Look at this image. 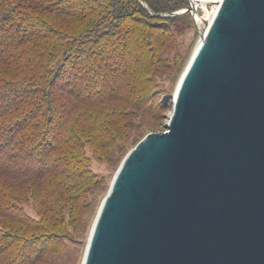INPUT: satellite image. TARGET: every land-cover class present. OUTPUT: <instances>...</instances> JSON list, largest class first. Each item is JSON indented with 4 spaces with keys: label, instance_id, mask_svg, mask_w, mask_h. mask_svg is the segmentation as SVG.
I'll list each match as a JSON object with an SVG mask.
<instances>
[{
    "label": "water",
    "instance_id": "water-1",
    "mask_svg": "<svg viewBox=\"0 0 264 264\" xmlns=\"http://www.w3.org/2000/svg\"><path fill=\"white\" fill-rule=\"evenodd\" d=\"M206 4L178 11L199 39L166 129L123 157L81 264H264V0Z\"/></svg>",
    "mask_w": 264,
    "mask_h": 264
},
{
    "label": "trees",
    "instance_id": "trees-1",
    "mask_svg": "<svg viewBox=\"0 0 264 264\" xmlns=\"http://www.w3.org/2000/svg\"><path fill=\"white\" fill-rule=\"evenodd\" d=\"M188 1L0 0V140L8 137V141H0V155L5 159L0 163V173L29 187L36 178L50 174L48 193L59 191L71 197L54 202L46 196L47 208L53 215L61 202L75 203L85 196L97 180L88 166L83 144L92 136L100 145L108 144L112 137L116 139L115 125L123 128L120 123L128 110L158 116L166 98L152 102L156 92L150 87L155 73L148 66L160 45L158 38L162 35L164 40L180 17L159 15L185 8ZM129 41L135 48L139 45L145 49L142 59L129 61L119 55L125 52L124 42L130 46ZM102 47L112 48L114 58L122 65L121 71L114 66L111 69L114 77L124 78L115 88L123 91L120 96L125 104L69 117L66 113L74 107L60 100L57 92L61 84L55 82L72 70L77 77L64 79L62 88L76 98L75 104H103L114 95L111 74H92L95 68L101 71ZM104 79L107 83L102 82ZM75 87L81 92H75ZM53 115L57 119L51 123ZM36 162L40 164L36 166ZM54 173L60 176L52 177ZM9 189H13L11 184ZM36 191L34 183L37 198ZM26 199L0 184V215L25 226V231H19L0 223V264H40V260L62 248L58 247L65 236L63 231L37 227L36 220L21 210Z\"/></svg>",
    "mask_w": 264,
    "mask_h": 264
},
{
    "label": "rangeland",
    "instance_id": "rangeland-1",
    "mask_svg": "<svg viewBox=\"0 0 264 264\" xmlns=\"http://www.w3.org/2000/svg\"><path fill=\"white\" fill-rule=\"evenodd\" d=\"M203 1L205 0H201L202 8L197 9V13L199 15L206 14L212 9L211 4H205L204 6ZM141 4L145 8H148L144 2ZM181 9H177L172 13H160L159 16L179 14L180 17L174 21L175 26L172 28V32H169V35L167 32V37H165L164 40L163 37H161L162 35L158 38L160 45L157 46L155 59L148 66V69H151V71H153L152 74L155 73V77L152 76L153 85L150 87L152 91L156 92L151 96L152 102L157 103L161 98H166V100L162 102V108L159 111L158 116H151L148 113L142 111H139V113H135V111L128 110L129 113L120 123V125H123V128L117 129L115 125L116 139H113L112 137L111 141L108 144L100 145L93 141V136L91 137V135L86 133V131L82 132L83 134L90 136L92 139L91 141H87V143L83 144V151L86 152V155L88 157V166L96 174L95 177L97 180L96 185L94 187L91 186L90 190L85 193V196L82 195L76 200L75 203H73L72 201L61 202L59 204L56 215H53V211H50L47 208L46 196L50 197L54 202L58 201L59 199H71V197H69L67 194H61L59 191H55L51 195L48 193L47 182L49 180V177H51L50 174H46L36 178V181L34 182L36 183L37 189L36 198L34 197V183L31 185V187L24 186L25 183L23 181L15 180L14 178H10L6 174H1L2 172L0 173V184L3 188L6 189V187H8V190L11 193H16L21 197H27V203L20 205V207L24 214H28V216L32 218V220H36L35 223L37 227L52 230L59 229L65 234L63 239H60L62 240V243L58 247L62 248H60L57 253L49 255L47 259L44 258V260H40V264L82 263L91 227L98 213L101 202L108 191L113 175L119 167L123 157L148 132L166 129L168 116L172 111L173 94L177 82L199 39V35L193 25L191 12L188 10L184 12H178ZM148 11L151 14H154L152 9L148 8ZM124 45L126 46L125 52L119 53V55L122 56L123 59L129 61H137L143 58L145 49H143L141 46L137 45V47L135 48L133 42L130 43V46L127 42H124ZM102 48H104L105 50L102 53V58L100 61L101 71H99V68H95V71L93 69L94 72L92 71V74H100V72H103L106 75L111 74L112 77L110 76V79H112V89L114 88V95L106 98L103 104H94L93 106H88L81 103L75 104L76 98L67 92L68 89L65 90L62 88V81L64 79H75L77 77L76 74L78 73H75V71L72 70L70 73L75 74L71 75L69 73L65 76L56 78L57 80L55 82L56 85L61 84V88L58 90L59 92H57L60 100L63 103L67 102L68 105L74 107L73 111L72 108L66 113L69 117L71 116V114H77L81 111H98V109L100 108L101 112L102 110L108 109L112 106H121L125 104L122 97L120 96L121 94H123V91L115 88L116 86H118L117 83L124 82V78L120 75H115L114 77L113 70L111 69V67L114 66L117 67V71H121L122 65L118 63L114 58L112 48ZM106 62H108V65ZM105 63L107 66L105 65ZM158 69H161V71H159ZM88 78L92 77L88 76ZM113 78L116 83L115 81L113 83ZM102 82L107 83L105 79ZM65 85L69 86L68 83H66ZM109 85L106 87L108 88ZM74 91L78 93L81 92L79 87H75ZM49 119L52 121L51 123H53L54 121H56L57 116H50ZM52 133L53 130L50 131V134ZM0 141L1 143L4 141H8V137H4ZM58 146L62 147L60 143L58 144ZM92 152H95L97 156L101 157H97L95 155L94 157ZM2 157L3 156L1 154L0 163L4 162L5 160L2 159ZM39 164L40 162H36V166ZM13 167L11 166V168ZM3 173H8V171H3ZM55 174L56 173H54L52 177L55 176L58 178L60 176ZM9 184H11L13 189H9ZM0 223L9 228H14L16 230L18 229L19 231L24 229L25 227L24 224H21L20 222L12 220L10 218L3 217L1 215ZM23 231H25V229Z\"/></svg>",
    "mask_w": 264,
    "mask_h": 264
},
{
    "label": "bare ground",
    "instance_id": "bare-ground-1",
    "mask_svg": "<svg viewBox=\"0 0 264 264\" xmlns=\"http://www.w3.org/2000/svg\"><path fill=\"white\" fill-rule=\"evenodd\" d=\"M192 1V3L194 4V6H196V10L198 9V8H202L201 7V0H191ZM207 2H212V0H205V1H203V3H204V6H205V4L207 3ZM213 2H214V0H213ZM203 6V7H204ZM213 7L215 8L216 7V5H213ZM205 8V7H204ZM213 11V10H212ZM211 13V12H210ZM212 14V13H211ZM211 16V15H210ZM210 16H209V18H210Z\"/></svg>",
    "mask_w": 264,
    "mask_h": 264
}]
</instances>
